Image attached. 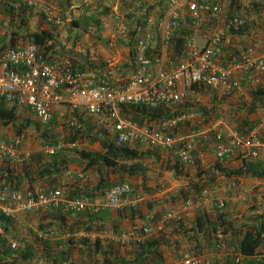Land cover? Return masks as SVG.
Segmentation results:
<instances>
[{
  "label": "built area",
  "instance_id": "1",
  "mask_svg": "<svg viewBox=\"0 0 264 264\" xmlns=\"http://www.w3.org/2000/svg\"><path fill=\"white\" fill-rule=\"evenodd\" d=\"M133 1L134 8L128 7L125 13L113 8L109 15L114 39L109 43L112 50L116 49V40L125 39L130 33L127 16L137 11L138 15L144 16V25L138 26L134 45L136 70L126 85L118 87L108 81L96 86L90 74L74 72L68 65L52 64L37 45L28 44L0 53V100L3 99L9 106L28 109L45 127H50L57 112H62L63 118L69 114L68 123L72 125L77 122L76 115L86 113L99 126L113 124L117 144L173 150L180 163L191 168L197 165L196 152L203 139L215 142V154L220 160L235 159L241 154L252 160L258 159L264 142L252 135H240L222 118L211 128L202 127L182 137L175 133V129L182 123L197 119L198 112L183 113L161 124L144 126L124 116L122 112L125 106L175 109L188 103H199L203 98L200 92L203 88L218 92L223 97H249L251 91L260 89L264 84V52L258 54L257 46L251 45L241 52L237 60L225 59V55L228 50L234 49L236 37L243 35L242 30L249 27L255 31V26L259 24L257 15L243 13L244 10L232 14L224 1L167 0L162 15L155 17L146 14L150 9V0H127L128 3ZM18 2L42 15L47 24L56 27L64 25L55 0H13L11 6L18 8ZM213 19L218 26L205 30L207 21L212 22ZM184 22H188L190 33L186 38L184 52L179 58L173 59L171 48ZM251 34L257 36L254 32ZM201 35L204 44L199 42ZM260 41L264 44V37ZM117 74L116 69H112L109 72L110 79L117 77ZM25 139L26 133L10 141L0 138V161L18 159V162H22L30 158L31 153L22 150ZM78 146L77 142L60 143L57 147H46L44 151L52 157L63 148L74 150ZM64 178L69 182L82 181L86 179V173L67 170ZM259 187L264 188L261 185L249 187L243 178L234 179L227 185L216 184L172 208L155 224H136L129 231L117 234L103 232L98 237L122 246L130 242L142 243L167 232V226L180 228L197 212L223 213L232 204L247 205L250 200L255 204L260 201L261 206H264V194L256 196ZM142 200L141 190L127 184L111 188L102 202H95L89 197L72 198L65 186L33 191L2 186L0 220L15 219L20 214L34 215L49 211L71 213L74 216L86 212L99 214L134 207ZM36 234L39 239L52 240L57 239L61 232L48 227L37 229ZM0 236L7 241L12 251L28 248L24 242L7 233L1 222ZM82 236H86L83 231L80 234ZM216 254L219 259L216 256L187 252L180 264H243L246 261L237 247L226 244L218 246ZM252 260L264 261V244ZM13 264L29 263L19 261ZM30 264L75 262L73 258L56 263L54 260L36 257Z\"/></svg>",
  "mask_w": 264,
  "mask_h": 264
},
{
  "label": "trees",
  "instance_id": "2",
  "mask_svg": "<svg viewBox=\"0 0 264 264\" xmlns=\"http://www.w3.org/2000/svg\"><path fill=\"white\" fill-rule=\"evenodd\" d=\"M12 1L1 0L0 14L5 22L0 25V53L8 49H17L23 45L35 44L50 63L60 66L68 65L74 72L88 73L96 86L105 84L108 81L118 87H123L128 83L129 77L136 70L134 45L137 29L138 26L144 25V16L142 14L138 15L139 11L126 18L130 26V33L128 38L122 40L124 41L122 43L129 50L128 61L124 60L113 68L111 62L100 57H92L90 49L79 54L74 51V48L80 44L85 34L91 33L98 41H104L102 38L104 18H107L114 8V6L109 7L107 5L109 0H55L59 15L64 21L63 26L68 32L69 37L67 40L73 44L72 48L69 47V49L65 48L63 44L60 27L47 24L44 21L45 18L39 14L42 18V26L32 30L30 24L36 12L34 13L31 8L20 2L17 3L19 7L14 8L11 6ZM166 1H160L161 8H165ZM214 1L226 2L229 6V12L232 14L240 13L243 9H246V2L249 4L251 12H255L258 16L264 14V0ZM134 4L135 1L131 2L129 7L134 8ZM146 14L150 16L152 11L148 9ZM94 29H96V32H93ZM248 29L249 27L242 30L241 33L245 34ZM189 33L190 30L187 27L182 28L177 34L171 48L173 59L179 58L184 52V45ZM64 54L67 56V61L61 60ZM112 69H116L118 74L117 77L111 80L109 72ZM200 92L204 99L209 98L211 100V105L188 103L175 109L125 106L122 112L124 116L131 118L140 126L161 124L163 121L183 113L198 112L199 119L194 122L182 123L175 129L177 135L183 133L185 136L194 130H200L202 127L211 128L220 118L224 117L226 100H219L217 92H212V90L203 88ZM249 95L251 97H249L250 101L238 102L237 108H231V105L227 104V107L232 109L231 114L237 117L235 123L238 133L245 137L250 136L251 132L258 126L252 120V115L257 114L260 109H264V89H256L251 91ZM76 117L77 122L73 125L71 122L68 123L69 114L64 118L60 114H55L50 127H45L40 122L31 120L22 123L18 116L17 107L9 106L3 99L0 100V123L5 126L14 125L18 134L24 133L31 126H35L37 131L41 133L44 147H57L62 141L65 144L76 142L79 144L76 149L71 150L72 159L70 160L66 155L69 151L68 148H63L56 155L49 158L43 152L31 155L30 158L22 162L13 163L9 160L2 162L0 164V187L9 186L15 189L33 191L36 189L35 184L38 180H44L45 178H41L47 175H49L47 181L50 185L56 183L59 185L60 175L67 171L70 163H73L84 168V173H92L97 176L96 187L92 192H87L85 195L93 201H96L98 196L106 198L108 191L116 185H131L129 182L132 178H142L143 184L135 185V187L137 189H140V187L145 188L144 184L148 180L151 167L154 165V158H156V153L152 150L155 148H147L141 151L139 148H133L130 145H119L115 141L113 124H107V127L99 126L95 119L86 113L76 115ZM61 120L68 128L64 139L60 138L56 132ZM260 137L264 142V136ZM203 141L207 142L209 140L203 139ZM83 143L91 146L99 143L101 151L81 150L80 146ZM43 162L44 165H41ZM164 167L167 170H173L176 176L187 181V185L171 198V202L175 207L189 198H195L203 189L216 185L219 176L227 179L243 178L251 181H264V159L261 158L259 160H244L241 166L231 169L225 167L223 162H218L211 168L205 169L197 160L195 175L185 171L175 156L173 160L164 164ZM51 177H54V179L52 180ZM77 196L82 195L74 193L72 198ZM251 201L248 202V209L244 212L232 211L231 207L223 213L217 211L197 212L194 215V220L190 221L191 225H188V220L180 228L170 225L171 234L163 232L142 243L130 242L124 245L126 246L124 249L120 247L122 245L115 244L112 241L106 242L99 238L90 239L88 237V234L93 231L121 233L118 229L106 231L103 225H99L98 217L103 212L99 214L86 212L74 217L71 213L49 211L46 213H49L56 221L61 222L63 225L61 228L66 227L72 234L83 231L86 236H71L67 240L38 238L34 244L27 245L26 250L18 252L12 251L7 241L0 236V264H13L19 261L30 264L36 257H44L60 263L72 258L76 251L80 253V259L75 264H165L166 248L170 247L168 245L171 243L173 234L186 235L192 250L199 249L200 255H203L205 250H218V246L226 244L238 248L245 256V264H264V261L252 260L264 244V206H261L260 201L257 204ZM118 212L121 215L124 214V211L118 210ZM127 212L132 215L130 218L133 224L132 227L138 224L135 223L136 220L144 221V216L136 206L130 207ZM162 216L158 215L155 220L146 224H155ZM70 219L73 223L68 225L67 220ZM83 220L87 222L84 223ZM0 222L5 227L6 232L9 233L12 221L1 219ZM44 227L48 228L47 225Z\"/></svg>",
  "mask_w": 264,
  "mask_h": 264
},
{
  "label": "crops",
  "instance_id": "3",
  "mask_svg": "<svg viewBox=\"0 0 264 264\" xmlns=\"http://www.w3.org/2000/svg\"><path fill=\"white\" fill-rule=\"evenodd\" d=\"M161 0H150L149 1V6L150 9L149 11H152L151 16L155 17H160L163 13V11L166 8V2H165V8H161L159 5ZM123 3V5H121ZM129 4L127 0H109L107 2V5L113 6L116 5L121 11L125 13V9L129 7ZM247 7L246 9H243V13H251L257 15L255 12L250 11V6L249 4H245ZM259 18V24L257 27L255 26V31L252 29H249L245 34L242 36H237L236 37V42H235V47L234 49H230L226 52L225 59L228 60H237L241 54V52L248 46L254 45L257 46V51L258 54H261L264 52V44L260 41L261 38L264 37V14L262 16H258ZM3 22L5 20L0 18V25H3ZM109 24L111 25L112 29V21L109 19ZM215 24V25H214ZM211 26H218L217 21L213 19V21H207L205 25V30H207ZM190 30V26L188 25V22H184L182 28H187ZM181 28V29H182ZM252 32L256 33V37L252 36ZM199 42L201 44H204V38L203 35L199 38ZM238 54V55H237ZM232 58V59H231ZM110 61V60H109ZM260 89H264V84L261 86ZM211 91V90H210ZM213 92V91H212ZM217 94L219 95V100L225 99V105H224V117L222 118L224 122L227 125H231L230 127L235 130V132L238 133L237 131V125L235 121L237 120V117L232 115V109L231 108H237V103L242 102V101H250L249 97L239 99L237 97H223L221 96L218 92ZM251 98V97H250ZM204 99V98H203ZM205 101H207L206 106H209L212 104L211 100L209 98H205ZM227 104L231 105L230 107H227ZM18 111V116L20 118V122H25L26 120H31V121H37V118L33 115H31V112H29L28 109L26 108H17ZM243 113V112H242ZM57 114H63L62 112H57ZM200 116H198L197 119H199ZM195 119L194 121H196ZM221 119V118H220ZM252 120L258 124L256 129L251 132L250 135L255 136V137H260L264 136V109H260L257 114L252 115ZM192 121V122H194ZM231 122H233L232 125ZM26 133V139L23 143L22 150L24 152H30L31 155H36L40 153H45V148L44 147V141L41 137V133H39L36 129L35 126H31L27 130H25ZM190 134V133H189ZM19 134L17 133L16 127L14 125H9L5 126L0 123V138L6 141H10ZM178 135L184 136L183 133H179ZM188 135V134H187ZM185 135V136H187ZM37 139V140H36ZM261 141V137L259 138ZM263 142V141H262ZM214 141H203L200 143L197 152H196V160H199L201 163V166L205 169H209L212 166H214L218 162H223L224 166L231 169V168H238L239 166L242 165V162L244 160H252L250 158H247L243 154H241L238 158L235 159H226V160H220L216 157L215 154V148H214ZM133 148H139L141 151L148 149H151L150 147L147 146H135ZM69 150V149H68ZM87 151H101V146L99 143L91 146L87 144ZM156 153V158H154V165L151 167V171L148 176L147 182L144 184V187H140V190L142 192L143 200L136 206L137 209L141 212V214L144 216V221L141 222V220H136L135 223L142 224V225H150L146 224L147 222H150L152 220H155L158 215L162 216L166 214L169 210L174 208L171 198L174 197L178 192L180 191L181 188L185 187L187 185V181L184 179H180L178 176H176V173L173 170H167L164 167V164L168 163L170 160L174 159V156L177 158L176 154L174 153L173 150H166V149H160V148H155L152 149ZM46 155V153H45ZM68 156L69 160L72 159L71 155V150L66 153ZM47 156V155H46ZM49 158V156H47ZM160 158V159H158ZM264 159V148L260 149V156L258 159ZM178 160V158H177ZM19 160H11L10 162L17 163ZM179 161V160H178ZM5 161H0V164ZM156 162V164H155ZM180 162V161H179ZM182 164V163H180ZM44 165V162L41 164ZM184 167L185 171L191 172L192 174L195 175V172L197 170V165L194 168L185 166L182 164ZM67 170H73V171H83L84 168L79 167L73 163H70L69 167H67ZM39 167L37 168V170ZM65 171L60 175V179L58 180L59 185L56 183L55 185H50L48 180V176H44L41 179L44 180H38V182L35 184L36 189H50V188H58L61 186H65L69 192L70 196L72 197L74 193L76 194H81L82 196H77V197H86L87 192H92L93 189L97 185L98 178L97 176H94L92 173H86V179L82 181H68L65 180L64 178ZM53 180L54 177H51ZM234 179H227L224 177L218 178V181L216 184L218 185H227ZM118 182L120 180H117ZM264 181H251V180H246V183L249 187H253L254 185H261L264 186ZM129 184L133 185H141L143 184L142 178L138 179H130ZM28 188V187H26ZM258 192L256 196H259L260 194H264V188L261 189V187L257 188ZM74 192V193H73ZM105 199L103 196H98L95 202H102ZM238 204H232L231 210L238 212L240 211H245V208L247 205L244 207V205ZM235 209H232V208ZM130 209V207H124L120 209L119 211H124V214L121 215L118 210H110V211H105L102 214H100L99 218V225H103L106 229V231H113L118 229L120 232H124L129 230L132 227V222L130 218L132 215L128 213L127 211ZM237 212V211H236ZM67 214V213H65ZM237 214V213H236ZM195 214H192L187 220H188V225H191L190 221L194 220ZM74 216V215H72ZM78 215H75L76 217ZM12 221V227L10 228V234L17 240L22 241L27 245L29 244H34L36 239H38V235L36 234V230H44V226L47 225V227H54L56 230L61 232V235L57 239H62V240H67L71 238V236H76L80 237L81 231L72 234L67 230L66 227L61 228L63 225L61 222L56 221L49 213H40V214H34V215H24L20 214L17 218L11 219ZM68 225H71L73 223L72 219L67 220ZM84 223H86V220H83ZM145 222V223H144ZM167 232L168 234H171V226H167ZM103 233V232H97L93 231L88 234V237L90 239H96L99 238L98 234ZM65 234V236H64ZM70 236V237H68ZM56 239V240H57ZM101 239V238H99ZM103 240V239H101ZM188 237L186 235H177L173 234V238L171 239L170 247L166 248V255H165V264H180V261L182 257L184 256L185 253L190 252L191 254H199V249L197 250H192L191 244L188 241ZM103 241H110L108 239L103 240ZM123 249L126 246H120ZM217 250L210 249V250H205L203 252V255H210V256H216V259H219L216 252ZM200 255V254H199ZM221 255V254H220ZM222 256V255H221ZM74 259V262L77 263L80 259V253L75 252L74 255L72 256ZM221 258V257H220ZM225 259V258H221ZM66 261V260H65ZM88 263V262H87ZM246 263V262H245ZM243 263V264H245Z\"/></svg>",
  "mask_w": 264,
  "mask_h": 264
},
{
  "label": "rangeland",
  "instance_id": "4",
  "mask_svg": "<svg viewBox=\"0 0 264 264\" xmlns=\"http://www.w3.org/2000/svg\"><path fill=\"white\" fill-rule=\"evenodd\" d=\"M113 6L116 10H119V8L116 5H113ZM57 9H58V7H57ZM38 26H40V27L42 26V18L40 17L39 14L35 13L33 19L31 20L30 27L32 30H35ZM60 28L62 30L61 36L63 39V44L64 43L66 44L65 48H67V47H68L67 49H69V47L72 48L73 44L67 40V38L69 36H68V32L65 30V26L60 27ZM93 32H96V29H94ZM102 38L104 39V41L100 42L95 37H93V35L91 33L85 34L83 36L80 44L74 48V51L79 54L85 50L90 49L92 57H95V58L100 57L103 60L111 62L113 66L117 65L118 63L123 62L124 60H127L129 58V50L122 43V42H124V41H122L124 39H119V40L115 41L117 44L115 50H112L109 48L108 43H110L112 40H114L113 36H112L111 25L109 24V16L107 18H104V33L102 35ZM61 60L67 61V56L64 54ZM64 63H66V62H64ZM206 104H207V101H205L203 98H202L201 102L195 103V105H204V106ZM232 123L233 122H231V124ZM232 125H235V124H232ZM67 130H68V128L65 126L63 121L62 120L59 121L57 131H56L58 136H60V138L64 139L67 135ZM62 143H64V141H62ZM80 148H81V150H86L87 149V143L81 144ZM237 204L240 205V203H237ZM242 205H244V207L246 206L245 204H242ZM242 205H241V208H242ZM232 209H235V208L233 207ZM247 209H248V207L245 208V211ZM240 212H243V211H240Z\"/></svg>",
  "mask_w": 264,
  "mask_h": 264
},
{
  "label": "clouds",
  "instance_id": "5",
  "mask_svg": "<svg viewBox=\"0 0 264 264\" xmlns=\"http://www.w3.org/2000/svg\"><path fill=\"white\" fill-rule=\"evenodd\" d=\"M194 113H197V112H194ZM180 136V135H179ZM182 137H185V136H182Z\"/></svg>",
  "mask_w": 264,
  "mask_h": 264
}]
</instances>
